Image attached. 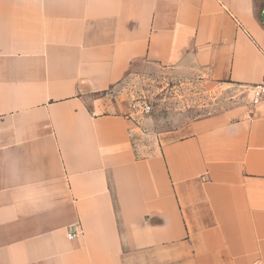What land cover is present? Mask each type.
I'll list each match as a JSON object with an SVG mask.
<instances>
[{
  "label": "crops",
  "instance_id": "crops-1",
  "mask_svg": "<svg viewBox=\"0 0 264 264\" xmlns=\"http://www.w3.org/2000/svg\"><path fill=\"white\" fill-rule=\"evenodd\" d=\"M149 67L236 101L151 133ZM263 78L264 0H0V264H264Z\"/></svg>",
  "mask_w": 264,
  "mask_h": 264
},
{
  "label": "rangeland",
  "instance_id": "rangeland-1",
  "mask_svg": "<svg viewBox=\"0 0 264 264\" xmlns=\"http://www.w3.org/2000/svg\"><path fill=\"white\" fill-rule=\"evenodd\" d=\"M113 92L126 95L132 105L151 107L143 128L160 133L187 121L213 113L236 101L228 90L185 81L154 68L127 76Z\"/></svg>",
  "mask_w": 264,
  "mask_h": 264
},
{
  "label": "built area",
  "instance_id": "built-area-1",
  "mask_svg": "<svg viewBox=\"0 0 264 264\" xmlns=\"http://www.w3.org/2000/svg\"><path fill=\"white\" fill-rule=\"evenodd\" d=\"M251 92V103L253 105L258 104L259 102L264 101V78L263 81L259 84L253 85L250 87ZM138 103H134L132 105V108L134 110V113H136L138 116L147 115L151 111V107L143 103V105L138 106ZM77 237V233L75 228H71L67 233V238L69 240H73Z\"/></svg>",
  "mask_w": 264,
  "mask_h": 264
}]
</instances>
